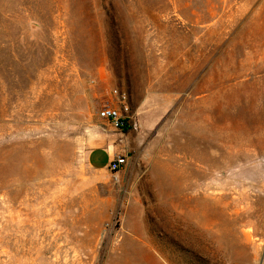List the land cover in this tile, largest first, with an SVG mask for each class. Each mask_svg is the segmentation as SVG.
Here are the masks:
<instances>
[{
	"label": "rangeland",
	"instance_id": "374dc122",
	"mask_svg": "<svg viewBox=\"0 0 264 264\" xmlns=\"http://www.w3.org/2000/svg\"><path fill=\"white\" fill-rule=\"evenodd\" d=\"M0 264H264V0H0Z\"/></svg>",
	"mask_w": 264,
	"mask_h": 264
},
{
	"label": "built area",
	"instance_id": "2783aa9c",
	"mask_svg": "<svg viewBox=\"0 0 264 264\" xmlns=\"http://www.w3.org/2000/svg\"><path fill=\"white\" fill-rule=\"evenodd\" d=\"M114 96L116 98V103L102 107L97 111L96 115L100 121L107 123L111 129L123 131L129 124V105L127 96L124 92L119 93L117 91H114ZM134 126L133 128H135ZM125 165L126 160L123 156H115L109 162L107 169L111 173L116 174Z\"/></svg>",
	"mask_w": 264,
	"mask_h": 264
},
{
	"label": "crops",
	"instance_id": "0c3cea01",
	"mask_svg": "<svg viewBox=\"0 0 264 264\" xmlns=\"http://www.w3.org/2000/svg\"><path fill=\"white\" fill-rule=\"evenodd\" d=\"M103 123L108 129L104 130V134L98 137V143L86 155L89 166L99 171L107 170L113 157L123 156L125 149L124 141L120 138L121 132L108 134V130L112 131L113 129L107 123Z\"/></svg>",
	"mask_w": 264,
	"mask_h": 264
},
{
	"label": "trees",
	"instance_id": "16d2710c",
	"mask_svg": "<svg viewBox=\"0 0 264 264\" xmlns=\"http://www.w3.org/2000/svg\"><path fill=\"white\" fill-rule=\"evenodd\" d=\"M124 130H126V127L124 128Z\"/></svg>",
	"mask_w": 264,
	"mask_h": 264
}]
</instances>
